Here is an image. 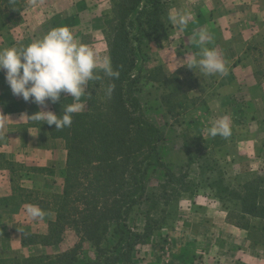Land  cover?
Masks as SVG:
<instances>
[{
    "label": "rangeland",
    "instance_id": "374dc122",
    "mask_svg": "<svg viewBox=\"0 0 264 264\" xmlns=\"http://www.w3.org/2000/svg\"><path fill=\"white\" fill-rule=\"evenodd\" d=\"M40 1L44 0L33 3ZM115 1L100 3L102 16L98 20L91 17L93 30L87 33L85 28L82 30L86 25H81L79 19L77 34L92 37L96 33L101 37L105 17L113 16ZM73 2L62 0L59 5L51 2L49 9L66 8ZM172 2L163 4L167 10V38L143 40L139 96L147 118L165 135L160 144L163 161L177 174L188 173L191 191L168 205L162 201L158 208H151V197L161 192L166 175L163 168L150 174L147 185L150 199L135 207L128 223L135 231L143 232L151 210L156 226L146 241L135 247L131 262L126 264H264V221L248 217L253 226L248 232L235 226L233 223L241 216L239 201L227 197L223 191L226 186L243 190L246 183L255 180L264 189V21L256 29L246 52L255 59L252 85L251 80L244 78L240 85L245 90L240 88L237 92L238 87H228L223 92L217 85L218 73L205 75L187 66L194 58L191 46L179 41L177 46L173 45L176 25L168 19ZM80 4L84 8L97 6L95 0H83ZM29 24L30 19L25 15L16 26H4L0 21V49L13 47L26 38ZM92 48L98 63L110 60L105 45ZM241 61L240 58L230 64V70L237 76L243 74ZM206 76L214 78L210 84ZM236 83L238 86L239 82ZM0 88L4 94L11 92L5 75L0 77ZM76 103L83 105L80 111L86 110L87 96ZM225 116L231 122L232 135L211 136L208 129L212 123ZM42 129L47 130L45 126ZM14 131L17 134L13 135L20 139L14 144L17 151L21 150L19 159L11 162L6 157L0 158V170L5 176L0 195V212L3 211L0 230L4 233L0 237V259L59 254L79 245L80 257L94 260L96 250L92 242L74 230H69L58 245L22 244V235H27L29 241L31 236L44 235L56 219L53 195L64 189L66 149L64 141L45 136H40L36 143L28 142L30 132L33 135L30 126ZM185 144L192 152L191 165ZM41 168L45 170L38 171ZM29 205L39 206L45 215L31 218L27 214ZM250 255L255 256L254 261H244Z\"/></svg>",
    "mask_w": 264,
    "mask_h": 264
},
{
    "label": "trees",
    "instance_id": "16d2710c",
    "mask_svg": "<svg viewBox=\"0 0 264 264\" xmlns=\"http://www.w3.org/2000/svg\"><path fill=\"white\" fill-rule=\"evenodd\" d=\"M166 1L116 0L113 16L105 17L103 33L112 67L119 77L96 71L98 79L87 86V109L72 114L70 127L56 129L44 122L50 136L65 144L64 189L53 195L56 219L51 221L48 233L31 236V241L22 235L21 242L58 245L69 230H74L92 242L96 258L83 260L76 245L59 254L0 259V264L129 263L135 247L144 243L156 226L151 210L143 232L135 231L128 223L135 207L150 199V174L163 168L166 175L161 192L151 197V208H158L162 201L168 205L191 191L188 173L177 174L163 161L160 144L165 135L147 118L139 96L143 40L167 38V10L163 7ZM33 5V0H0L2 25H18ZM72 103L71 96L65 97L55 105L54 112L62 115L63 108ZM185 149L191 165L192 152L186 144ZM223 191L239 201L241 216L233 223L235 226L248 232L253 227L248 217L264 221V189L256 180L246 183L243 190L226 186Z\"/></svg>",
    "mask_w": 264,
    "mask_h": 264
},
{
    "label": "crops",
    "instance_id": "0c3cea01",
    "mask_svg": "<svg viewBox=\"0 0 264 264\" xmlns=\"http://www.w3.org/2000/svg\"><path fill=\"white\" fill-rule=\"evenodd\" d=\"M61 1L44 0L28 9L24 15L30 19L29 27L27 26L30 33L26 35V38L15 43L13 46L17 48L27 46L33 41L43 38L51 29L67 26L74 33L78 43L91 45V47H101L103 44L106 48L107 42L103 28H101V37L96 33L92 37H85L82 34H77L76 29L77 21L80 19L81 25H86L82 30L85 28L86 33L93 30L90 21L94 17L98 20L100 15L102 16V6L100 3L104 0H95L97 6L93 8L81 7L80 2L82 3L83 0H75V2L66 6V8L49 9L51 2L59 5ZM171 6L170 12L172 13H190L188 23L185 26H180L178 23L175 24L176 32H174L175 34L172 39L173 45L177 46L179 41L188 47L191 46L194 58L198 57L205 47L216 49L225 61V72L223 74L218 73L220 79L217 85L221 87V91L225 92L228 87L235 89L238 87L237 92L240 88L242 91L245 90L244 88L246 87L240 85L244 78L251 80L252 85L254 81V70L252 68L255 59L246 52L256 29L261 27V23L264 21V0H173ZM200 32H206L210 37L203 44L199 42L198 33ZM240 58L242 60L240 66L243 69V74L242 76H237L236 72L230 70V64L237 62ZM245 65L247 68H251V70H246L247 68H244ZM4 75L6 76V72L2 70L0 74L1 79ZM212 79L214 78L210 79L209 76H206L208 84H210ZM236 82H239L238 86H236ZM10 91V93L4 94V91L0 88V158L6 157L9 161L13 162L19 159L20 155L18 153L21 151H17L14 146L15 143L20 141L19 137H17L18 135H13L17 134V131L14 130L30 126L33 135L30 132L28 142L32 141L36 143L40 139V136L53 139L48 129H42L45 126L43 121H35L30 116L41 110L54 112L55 105L69 94L62 92L60 99L55 103L48 100L45 105H38L31 99L25 101L22 96L14 95L11 88ZM84 95L87 96V86L86 92L82 97ZM45 128L47 127L45 126ZM4 177L0 170V195L4 189ZM2 212H0V215ZM2 235L4 233H1L0 230V237ZM254 259L255 256L250 255L249 259L244 258V261H254Z\"/></svg>",
    "mask_w": 264,
    "mask_h": 264
},
{
    "label": "clouds",
    "instance_id": "9594fccd",
    "mask_svg": "<svg viewBox=\"0 0 264 264\" xmlns=\"http://www.w3.org/2000/svg\"><path fill=\"white\" fill-rule=\"evenodd\" d=\"M190 13H172L168 19L172 24L185 26ZM199 42L210 39L206 32L198 33ZM188 59V58H186ZM187 66L205 75L223 74L225 61L214 48L205 47L202 53L189 60ZM108 77H119L109 59L98 63L96 51L87 44L78 43L72 30L67 26L51 29L43 38L24 47L0 49V70L6 72V81L14 95L22 96L25 101L31 99L38 105H45L48 100L53 103L60 99L62 92L68 93L74 103L63 108V114L50 110H41L30 116L35 121L55 125L56 129L70 127L72 114L83 107L76 103L86 92L89 81L98 79L97 70ZM112 87L107 89L110 96ZM211 136L228 138L232 135L231 122L227 116L219 118L208 129ZM31 218H42L45 213L36 205L27 207Z\"/></svg>",
    "mask_w": 264,
    "mask_h": 264
}]
</instances>
